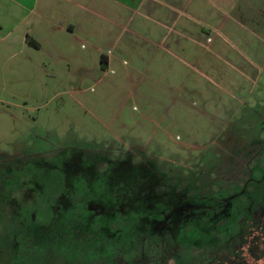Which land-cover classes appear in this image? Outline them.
<instances>
[{"label": "rangeland", "instance_id": "1", "mask_svg": "<svg viewBox=\"0 0 264 264\" xmlns=\"http://www.w3.org/2000/svg\"><path fill=\"white\" fill-rule=\"evenodd\" d=\"M171 2L123 27L103 12L71 60L70 43L0 41V264H264L257 213L208 208L183 232L174 210L224 197L257 137L246 160L264 156V0ZM150 173L155 211H118Z\"/></svg>", "mask_w": 264, "mask_h": 264}, {"label": "crops", "instance_id": "2", "mask_svg": "<svg viewBox=\"0 0 264 264\" xmlns=\"http://www.w3.org/2000/svg\"><path fill=\"white\" fill-rule=\"evenodd\" d=\"M160 4L167 11L175 10L171 0L161 3L159 0H0V41L10 40L20 44L22 49L32 48L27 45L29 38L38 44L36 50H44L47 42L70 43L64 47V57L71 60L77 54V38L92 40L84 28L95 24L96 17L103 12L106 18L123 27L125 17L129 21L132 19L131 12L153 11ZM81 32L84 35L78 36ZM123 33L121 30L120 36ZM101 56L100 68L105 69L108 58L104 54ZM66 66L71 67L70 61Z\"/></svg>", "mask_w": 264, "mask_h": 264}, {"label": "trees", "instance_id": "3", "mask_svg": "<svg viewBox=\"0 0 264 264\" xmlns=\"http://www.w3.org/2000/svg\"><path fill=\"white\" fill-rule=\"evenodd\" d=\"M27 45H29L30 47L35 48V49L38 48V44L29 38L27 39ZM101 63H104V60L102 58H101ZM256 115L258 117L257 123L261 122L262 121L261 118L264 117V112L260 111ZM255 139H256V141H255ZM255 139L252 140V144H249V147L250 146L251 147L256 146L257 143L259 144V138L257 137ZM262 146H264V145H262ZM249 147L241 148V150H240V153L245 154V155L241 156V157H244V161L243 160H238V161L234 160L235 163H232L230 160H228V162H225L226 165H229L230 162L232 164H230V166H231L229 168L230 169V172H229L230 176H229V178L226 179L227 182H223L224 184L221 185V186L225 187V191H224L225 196L224 197H221L218 200L216 198H213L212 199L213 201L209 200L206 195L203 197L197 196L196 198H194L193 196H191L192 198L186 197L182 200L180 199V202H178L179 203L178 207H180V208L182 207L184 212H182L181 218H179V222H178V226H176V230L178 228H180V229L183 228L182 231L184 232V229L186 228L187 223L195 218L196 214L193 215L194 212H198L200 214L202 213V214L206 215L208 208L209 209H216L220 205H224L225 211H227L229 213H233V215L242 214L244 216L243 220L248 219L247 217H249L250 214L257 213L255 215L256 217H258V215H259V217L257 219H259L261 217V215H264V205H262L260 203H259L260 205L257 206L258 209L253 211V206L255 205V202L256 203L258 202V200H255L254 197L259 195L262 198H264V164H262V165L259 164L260 162L264 163V156H262L260 158L262 161L256 158L255 162L251 163L253 165H251L250 160H253V159H251L249 157V150H250ZM260 148L257 147L255 157L259 156ZM247 158L250 160L247 161L246 160ZM223 161H225V160H223ZM249 164H250V166H249ZM237 165L241 166L240 170H238L237 167H234ZM232 189H233V191H231ZM223 190H224V188L220 187V189H218V193L215 192V194L217 193L216 194L217 197H219L220 193H222ZM215 194H213V195H215ZM3 196H4V184H3V180L0 178V204H1V206H2ZM204 198H207V199L205 200ZM214 200H217L216 203ZM262 201H264V200H262ZM157 202L160 203L159 198H157V199L155 198V202H149L146 200L143 201V203H145V205H146L145 211H147L148 213L149 212L152 213L153 211H155L156 205L158 204ZM259 202H260V200H259ZM136 203L137 202L129 203L127 205V210L136 211ZM155 203H157V204H155ZM209 203L211 204V207H206V206L202 205V204L209 205ZM105 211L107 212L108 209H105ZM227 212H225V213H227ZM212 213H213V215H212L213 219L210 220L207 227H205V226L201 227V225H202V223H201L202 216L201 215H200L201 217L196 218L197 219L196 221H198L197 222V226H198L197 228L198 229H201L202 231L207 230L209 227L213 226L215 221H217L218 219L219 220L222 219V218L221 219L220 218L215 219V217L218 216L217 215L218 213H216V212H212ZM226 216H227V214H225L223 217H226ZM262 224H264V221H262Z\"/></svg>", "mask_w": 264, "mask_h": 264}, {"label": "flooded vegetation", "instance_id": "4", "mask_svg": "<svg viewBox=\"0 0 264 264\" xmlns=\"http://www.w3.org/2000/svg\"><path fill=\"white\" fill-rule=\"evenodd\" d=\"M151 175L153 176V178L149 179V182L147 184H144L143 180H139V182L137 184L132 185L129 188H127V189H129L128 193L125 194L122 198H119L117 201L116 209L118 211L121 207L127 209V205L131 202H139V201L143 202L145 200L146 201L152 200L150 197L151 195H149V192H146V188L155 184L154 181L156 180V177L153 174H151ZM124 203L126 206L124 205ZM174 210H176V212H177V218L178 219L181 218V214H182V212H184L183 208L182 207L180 208L176 205ZM259 219H257V220H259V223H262V220H264V218H261V217Z\"/></svg>", "mask_w": 264, "mask_h": 264}]
</instances>
